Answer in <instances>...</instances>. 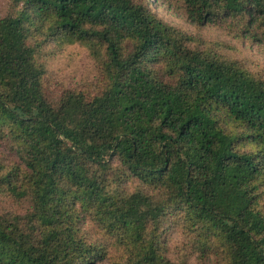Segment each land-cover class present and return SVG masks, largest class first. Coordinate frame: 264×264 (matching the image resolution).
Returning <instances> with one entry per match:
<instances>
[{
	"label": "trees",
	"instance_id": "1",
	"mask_svg": "<svg viewBox=\"0 0 264 264\" xmlns=\"http://www.w3.org/2000/svg\"><path fill=\"white\" fill-rule=\"evenodd\" d=\"M183 1L197 28L264 48V0ZM59 39L97 76L53 100L40 57ZM196 43L148 0H9L0 264H187L173 228L199 263L264 264V78Z\"/></svg>",
	"mask_w": 264,
	"mask_h": 264
},
{
	"label": "rangeland",
	"instance_id": "2",
	"mask_svg": "<svg viewBox=\"0 0 264 264\" xmlns=\"http://www.w3.org/2000/svg\"><path fill=\"white\" fill-rule=\"evenodd\" d=\"M148 4L165 23L196 37L199 40L196 43L198 46L207 48V42H216V45H208V49L217 52L224 60L238 61V64L244 65L255 76L264 78L263 47L233 39L212 25L197 28L187 18L183 0H168L167 3L148 0ZM8 5L9 0H0V17L7 13ZM41 56L46 93L53 100L60 98L64 92L86 91L96 79L97 72L87 49L78 43L68 44L59 39L50 43ZM164 233L162 238H165L167 255L171 259L187 264H210L207 260L198 262L189 246L190 241L181 228L165 229Z\"/></svg>",
	"mask_w": 264,
	"mask_h": 264
}]
</instances>
